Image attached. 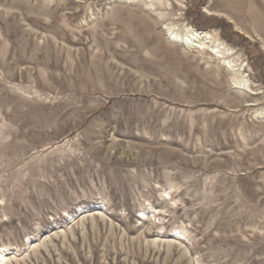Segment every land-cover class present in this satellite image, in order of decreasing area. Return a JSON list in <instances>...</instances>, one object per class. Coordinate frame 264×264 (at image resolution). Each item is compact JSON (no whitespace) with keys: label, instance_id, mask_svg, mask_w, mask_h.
I'll return each instance as SVG.
<instances>
[{"label":"rangeland","instance_id":"obj_1","mask_svg":"<svg viewBox=\"0 0 264 264\" xmlns=\"http://www.w3.org/2000/svg\"><path fill=\"white\" fill-rule=\"evenodd\" d=\"M0 251L264 264V0H0Z\"/></svg>","mask_w":264,"mask_h":264},{"label":"bare ground","instance_id":"obj_2","mask_svg":"<svg viewBox=\"0 0 264 264\" xmlns=\"http://www.w3.org/2000/svg\"><path fill=\"white\" fill-rule=\"evenodd\" d=\"M135 15V14H134ZM133 16V15H132ZM135 18V17H134ZM132 20H134L133 18H132ZM141 21V20H140ZM125 23H127V22H125ZM132 23V22H131ZM120 25V24H119ZM133 26V25H132ZM191 36L192 37H194L195 39H197V40H200V39H208V34L207 33H203V32H198V31H193V32H191ZM135 48L138 50V51H140V52H142V50H143V46L142 45H140V44H135ZM101 78H102V80H103V82L105 83V84H108V86L109 87H113L114 85H113V83H114V79H113V77H112V75H110L109 73H107L106 71H103L102 72V74H101V76H100ZM81 91V90H80ZM94 92H100L99 91V88H97V87H94ZM101 92H104V91H101ZM114 93H116V91H114ZM113 94V93H112ZM113 96H111L110 97V99L111 100H113ZM129 113H131L130 114V117L131 118H137L138 116H139V114L140 113H138V111H137V109L136 108H132V110H130V112ZM263 118V117H262ZM9 254L7 253V251H0V264H6L7 263V261H8V256Z\"/></svg>","mask_w":264,"mask_h":264}]
</instances>
